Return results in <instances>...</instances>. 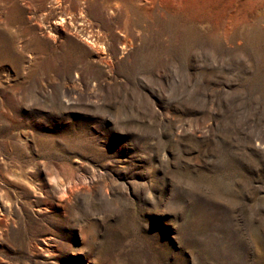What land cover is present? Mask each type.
I'll return each instance as SVG.
<instances>
[{
    "label": "rangeland",
    "instance_id": "obj_1",
    "mask_svg": "<svg viewBox=\"0 0 264 264\" xmlns=\"http://www.w3.org/2000/svg\"><path fill=\"white\" fill-rule=\"evenodd\" d=\"M0 264H264V0H0Z\"/></svg>",
    "mask_w": 264,
    "mask_h": 264
},
{
    "label": "bare ground",
    "instance_id": "obj_2",
    "mask_svg": "<svg viewBox=\"0 0 264 264\" xmlns=\"http://www.w3.org/2000/svg\"><path fill=\"white\" fill-rule=\"evenodd\" d=\"M81 20H83L82 18H80Z\"/></svg>",
    "mask_w": 264,
    "mask_h": 264
}]
</instances>
